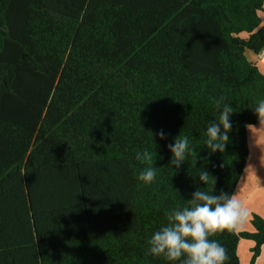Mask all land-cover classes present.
Segmentation results:
<instances>
[{"label":"trees","instance_id":"1","mask_svg":"<svg viewBox=\"0 0 264 264\" xmlns=\"http://www.w3.org/2000/svg\"><path fill=\"white\" fill-rule=\"evenodd\" d=\"M263 13L264 0H0V264H169L147 243L167 212L198 188L235 194L245 171ZM218 102L235 125L212 154ZM178 134L192 151L175 169ZM151 166L155 180L140 182ZM252 225L210 237L224 264H241V239L256 264L264 217Z\"/></svg>","mask_w":264,"mask_h":264},{"label":"clouds","instance_id":"2","mask_svg":"<svg viewBox=\"0 0 264 264\" xmlns=\"http://www.w3.org/2000/svg\"><path fill=\"white\" fill-rule=\"evenodd\" d=\"M256 117L257 123L250 124L253 129H264V99L249 108ZM218 116L207 124L204 131V145L210 153H223L231 142L235 113L229 103L218 102ZM153 133V132H152ZM160 141L168 139L163 129L153 133ZM155 141V140H154ZM171 154L169 163L179 169L187 155L191 153L190 139L179 134L167 144ZM137 161H151L148 151L135 154ZM199 180L207 184L209 173L198 170ZM156 178V168L147 167L137 179L151 184ZM246 216L240 201L235 195L220 192L214 194L206 190H195L188 203L170 209L166 214V223L151 234L147 241L148 253L152 256H163L169 264H224L227 260L225 248L216 240L210 239L217 231L235 227Z\"/></svg>","mask_w":264,"mask_h":264},{"label":"crops","instance_id":"3","mask_svg":"<svg viewBox=\"0 0 264 264\" xmlns=\"http://www.w3.org/2000/svg\"><path fill=\"white\" fill-rule=\"evenodd\" d=\"M262 56L264 57V54ZM258 57H261V55H258ZM261 64L264 65V61L259 63L261 71L264 72ZM248 137L250 156L242 179L234 194L246 211L244 219H252L255 214L264 216V129L249 128ZM255 149L258 150L256 151ZM253 154L255 155L254 162ZM256 264H264V247Z\"/></svg>","mask_w":264,"mask_h":264},{"label":"rangeland","instance_id":"4","mask_svg":"<svg viewBox=\"0 0 264 264\" xmlns=\"http://www.w3.org/2000/svg\"><path fill=\"white\" fill-rule=\"evenodd\" d=\"M262 17L264 19V13L262 14ZM263 54H261V57H257L255 54H253L251 52L248 53L249 59L253 62H256L258 64V66H259V63H261V61H264V57L262 56ZM261 66H262V68H264V65L261 64ZM262 73L264 74V72H262ZM255 150L257 151L258 149H255ZM254 161H255V155L253 154V162ZM236 227H237V230L239 233H241V232H253L254 231V227L252 225V219L251 218L250 219L249 218L243 219V221L238 223L236 225ZM254 246H255V243L253 241L241 239L240 245H239V257L241 259V264H249L250 263V260L252 258L251 250H252V248H254Z\"/></svg>","mask_w":264,"mask_h":264},{"label":"water","instance_id":"5","mask_svg":"<svg viewBox=\"0 0 264 264\" xmlns=\"http://www.w3.org/2000/svg\"><path fill=\"white\" fill-rule=\"evenodd\" d=\"M258 57V55H256Z\"/></svg>","mask_w":264,"mask_h":264}]
</instances>
